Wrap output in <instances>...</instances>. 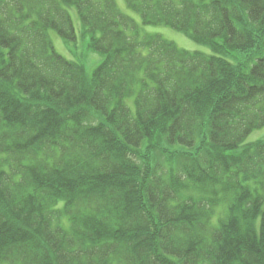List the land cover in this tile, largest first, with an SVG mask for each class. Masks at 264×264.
Returning <instances> with one entry per match:
<instances>
[{
  "label": "trees",
  "instance_id": "16d2710c",
  "mask_svg": "<svg viewBox=\"0 0 264 264\" xmlns=\"http://www.w3.org/2000/svg\"><path fill=\"white\" fill-rule=\"evenodd\" d=\"M125 3L0 0V264H264V0Z\"/></svg>",
  "mask_w": 264,
  "mask_h": 264
},
{
  "label": "rangeland",
  "instance_id": "374dc122",
  "mask_svg": "<svg viewBox=\"0 0 264 264\" xmlns=\"http://www.w3.org/2000/svg\"><path fill=\"white\" fill-rule=\"evenodd\" d=\"M116 3L122 13L133 18L139 25L141 24L140 18L132 13L126 6L125 0H116ZM76 30H77V42L75 44L66 45L63 40L56 35L51 33V40L54 44L56 51L69 60H76L83 63L84 68L88 75H91L95 68L102 62V57L90 51L87 47L88 40L83 38L81 34L80 22L77 18L74 20ZM142 31L146 34L160 35L164 39L173 42L178 48L188 51V52H201L204 54H211V50L208 47L202 46L189 39L185 35L169 28L163 26H147L143 27ZM257 141H264V128L254 131L247 138L245 143H252Z\"/></svg>",
  "mask_w": 264,
  "mask_h": 264
}]
</instances>
